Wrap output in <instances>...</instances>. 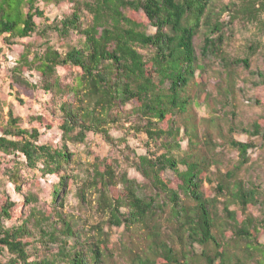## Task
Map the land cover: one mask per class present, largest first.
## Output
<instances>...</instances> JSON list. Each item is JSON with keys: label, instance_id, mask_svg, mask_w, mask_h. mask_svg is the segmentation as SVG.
I'll list each match as a JSON object with an SVG mask.
<instances>
[{"label": "trees", "instance_id": "1", "mask_svg": "<svg viewBox=\"0 0 264 264\" xmlns=\"http://www.w3.org/2000/svg\"><path fill=\"white\" fill-rule=\"evenodd\" d=\"M52 4L68 9L52 18ZM250 25L238 43L237 27ZM263 38L264 0H0V42L30 40L11 82L43 92L61 132L41 143L11 109L0 123V153L15 157L5 172L0 156V174L22 197L0 194V264H119L106 226L124 227L126 264H264V68L254 65ZM203 95L220 114L198 118ZM246 102L260 113L242 114ZM117 128L144 152L114 138ZM95 137L126 164L101 155L91 163L76 194L80 208L95 204L106 218L91 224L65 207L71 147ZM24 168L58 178L44 205L25 193Z\"/></svg>", "mask_w": 264, "mask_h": 264}, {"label": "rangeland", "instance_id": "2", "mask_svg": "<svg viewBox=\"0 0 264 264\" xmlns=\"http://www.w3.org/2000/svg\"><path fill=\"white\" fill-rule=\"evenodd\" d=\"M68 9V6L66 4L62 5H56L52 4L48 9L47 13L50 17L54 18L57 14H61L63 11H66ZM242 26H238L236 29L237 38L240 40L237 41L238 43H242L243 40H245L246 37H249L252 32L254 31L253 26H249L248 30H245L244 28H241ZM32 40V39H31ZM30 40H24L22 41V44H16L13 46L3 45L0 42V123L7 122L8 119V111L11 109L16 117L22 118V126L25 128H32L37 127L39 131L42 133L40 142L46 143V142H52V143H58L61 138V132L59 128V123L57 121V118L54 117L49 107L45 104L47 102L46 96L43 92H37V91H28L26 89H23L22 87L12 84L10 75H11V69L16 65L20 54L23 52V44ZM33 41V40H32ZM264 41V38H263ZM57 46L60 45V41L55 40ZM254 65L255 66H261L264 68V60L263 59H254ZM60 74L62 77H68L70 74V71H66L64 69H60ZM29 76V74H28ZM33 81H37V78H30ZM70 82V80L67 81V83ZM215 80L210 79L208 86L206 85L207 90L210 92L213 91L215 88ZM210 88V89H209ZM196 94V93H195ZM197 95V94H196ZM199 96V95H197ZM202 102L199 105L195 106V114L200 119H207L212 114L216 115L217 113L220 114L222 111L221 108H218L216 103L213 101L212 98H205V95L202 96ZM18 98H21L24 100V104L18 100ZM240 112L246 116L252 115L254 112L260 113V109L254 108L253 110L250 107V104L248 102L241 103L240 105ZM221 110V111H220ZM215 112V113H214ZM247 113V114H246ZM255 114V115H256ZM254 115V116H255ZM36 116H43L47 119V121L53 125V128L50 130L47 129L44 125L38 124L35 122L32 117ZM0 132V136H1ZM112 135L114 138L118 139L120 137L127 138L128 145L131 146V148H135L139 153L144 152L142 149V144L139 141L138 138L133 136L132 134H128L127 132L123 131L122 129H113ZM239 140H246V135L238 136ZM126 146V143L123 144V147ZM185 146V145H184ZM90 147V149H88ZM73 153L76 155L75 160L76 164L73 166L75 170L72 172V174L75 176L70 181V186L68 188V196L66 197V210L69 212L74 213L75 215H83L82 217H86V220H88L91 224H96L101 222L103 219H106L103 214H101L97 209H95V204L93 206L84 205L83 208H80V201L77 197V190L82 183L87 181L89 179L91 168V163L94 162L95 157L97 155L101 156H109L112 158H115L117 160H122V163L126 164L124 162V158L122 153L119 152L118 148H116L114 145H109L105 141L101 140L100 138L95 137L94 142L89 144L88 146L85 145H77L71 147ZM90 151V152H89ZM257 154H255L256 156ZM1 157H5V163L3 164V170L10 166L11 160L14 159V156H7L3 153H0ZM18 161H24V158L17 159ZM122 165V164H121ZM127 165H122L121 171L123 169H127L129 176L132 178H137L140 182L142 181L141 176L139 173L134 170V168H128ZM3 172L0 174V194H8L10 195L12 200L18 201L22 197L15 193L14 185L10 181L8 175ZM22 174L27 177L26 183L24 185L25 193H33L35 196L38 197L39 202L41 205H44L48 200L51 198L52 191L54 190V185L58 182V178L55 176H46V178H43L40 175H37L36 173H32L30 170L24 168L22 170ZM98 189V187H96ZM95 189L88 187L87 188V196L92 195L91 198L95 199L97 194L95 193ZM95 203V202H94ZM97 204V203H96ZM106 231H108L111 235V241L115 245V251L117 254V257L119 258V264H126V259L123 255V249L124 247H128L129 245V239L126 233L124 232V227L118 228L113 227L112 229L109 228V226H106Z\"/></svg>", "mask_w": 264, "mask_h": 264}]
</instances>
